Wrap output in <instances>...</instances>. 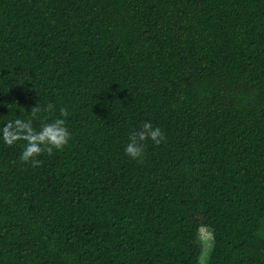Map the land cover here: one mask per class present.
I'll return each mask as SVG.
<instances>
[{
    "label": "trees",
    "instance_id": "trees-1",
    "mask_svg": "<svg viewBox=\"0 0 264 264\" xmlns=\"http://www.w3.org/2000/svg\"><path fill=\"white\" fill-rule=\"evenodd\" d=\"M61 107L0 138V264H264V0H0V126Z\"/></svg>",
    "mask_w": 264,
    "mask_h": 264
},
{
    "label": "clouds",
    "instance_id": "clouds-1",
    "mask_svg": "<svg viewBox=\"0 0 264 264\" xmlns=\"http://www.w3.org/2000/svg\"><path fill=\"white\" fill-rule=\"evenodd\" d=\"M12 105H7L8 107ZM54 105L49 102L47 109H52ZM40 111L38 105L31 108L33 115ZM60 116L43 123L39 130L32 126L31 120L16 118L6 121L0 126V138L7 144H12L19 139L26 141L20 153V159L30 161L33 166L39 165L41 161L36 157L42 152L51 153L53 148L61 149L69 142L71 133L69 132L63 117L68 115V110L61 107ZM166 140L165 133L161 127L154 126L150 120H145L138 129L129 133L128 141L124 146V152L133 160L143 161L145 155V142L151 141L155 145Z\"/></svg>",
    "mask_w": 264,
    "mask_h": 264
},
{
    "label": "rangeland",
    "instance_id": "rangeland-1",
    "mask_svg": "<svg viewBox=\"0 0 264 264\" xmlns=\"http://www.w3.org/2000/svg\"><path fill=\"white\" fill-rule=\"evenodd\" d=\"M199 241L205 248L209 247L211 244V232L207 229L202 227L199 231Z\"/></svg>",
    "mask_w": 264,
    "mask_h": 264
}]
</instances>
